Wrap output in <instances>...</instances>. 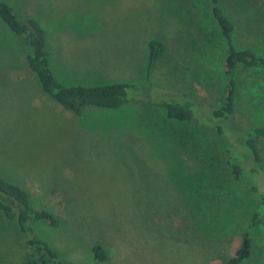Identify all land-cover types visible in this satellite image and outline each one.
Returning a JSON list of instances; mask_svg holds the SVG:
<instances>
[{"label":"rangeland","instance_id":"1","mask_svg":"<svg viewBox=\"0 0 264 264\" xmlns=\"http://www.w3.org/2000/svg\"><path fill=\"white\" fill-rule=\"evenodd\" d=\"M4 1L43 28L61 85L134 86L119 109L68 113L29 73L28 50L0 20V176L35 206L52 190L66 199L63 224L37 226L39 235L77 264H96L89 248L99 239L109 264H224L257 209L254 189L264 197V165L244 148L245 133L264 127V67L237 68L227 135L217 134L207 107L224 96L225 46L211 1ZM219 6L235 26V46L259 56L264 0ZM151 41L165 53L149 69ZM174 100L192 107L193 121L167 118L161 105ZM13 229L0 217V264L23 256ZM242 264H264V218Z\"/></svg>","mask_w":264,"mask_h":264},{"label":"trees","instance_id":"2","mask_svg":"<svg viewBox=\"0 0 264 264\" xmlns=\"http://www.w3.org/2000/svg\"><path fill=\"white\" fill-rule=\"evenodd\" d=\"M210 17L219 30L224 42L225 56L223 73L225 89L222 102L215 108H209L207 122L215 132L225 138V121L230 120L234 110L237 87L236 70L238 67H264V50L256 56L248 49H238L234 44L235 26L219 6V0H210ZM0 20L16 35L28 50L26 66L29 73L40 84L43 92L50 96L66 112L80 114L85 108L113 110L122 107L129 99L127 89L134 86L125 84H106L95 87L64 86L54 78L46 51V39L43 28L33 19L23 20L4 0H0ZM165 53L162 43H149L148 68L151 69ZM144 94L145 91H144ZM170 96L175 98L176 94ZM180 96V95H177ZM146 100V99H145ZM182 100V99H181ZM167 118L179 121H193L192 107L179 101H168L161 105ZM206 115V114H205ZM203 115V116H205ZM224 124V125H223ZM245 133V132H244ZM244 148L247 156L257 165H264V127H256L245 133ZM261 142V143H260ZM230 172L239 171L238 166L227 160ZM257 209L252 214L247 229L234 237L236 248L233 255L224 264H242L251 255L253 231L264 218V197L257 195ZM49 202L42 206L34 205L30 192L0 176V217L7 221L13 232L9 237L20 243L23 256L19 264H77L63 260L51 243L39 235L37 226L58 228L63 224V210L66 199L58 190L48 195ZM3 240L2 237H0ZM4 241H6L4 239ZM90 259L96 264H109L111 252L101 239L92 241Z\"/></svg>","mask_w":264,"mask_h":264}]
</instances>
